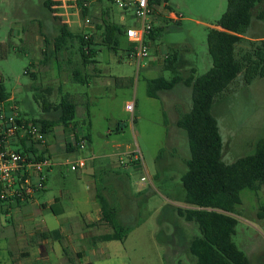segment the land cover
<instances>
[{
    "label": "rangeland",
    "instance_id": "374dc122",
    "mask_svg": "<svg viewBox=\"0 0 264 264\" xmlns=\"http://www.w3.org/2000/svg\"><path fill=\"white\" fill-rule=\"evenodd\" d=\"M44 1L0 0V87L9 104L15 105L27 121L51 118L42 111L41 99L56 104L58 87L60 92L73 95L76 105L72 123L78 135L87 140L82 148L65 152L63 158L92 159L83 168L70 171L56 153L49 170L42 171L45 186L32 194L34 203L19 201L18 209L0 213V261L9 264V253L11 264H26L21 256L25 239L34 240L35 230L66 226L73 217L81 225L79 216L96 204L93 199L99 194L116 207V220L126 231L122 241L98 242L91 255L85 250L79 264H193L186 243L198 231L195 224L182 221L172 210L182 205L179 176L188 157L184 133L175 127L174 120L190 107L189 88L175 85L152 98L145 94V80L169 77L159 65L171 52L180 62L181 76L185 77L190 68L194 76L204 73L210 67L206 31L225 10V0H167L168 8L155 7L151 24L162 28L156 40L148 43V56L140 67L127 57L128 43L123 37H119L115 52L102 45L93 46L94 64L80 65L76 43L63 52L49 54L44 62L42 50L51 53V40L62 22L69 31L92 33L94 42L99 41L102 21L123 26L136 23L131 9L121 10L110 0H82L84 16L77 0H49L50 11ZM243 37H264V0L251 9ZM73 70L85 75L86 83L71 82ZM234 87L209 107L220 137L223 163L252 154L256 143L264 139V77ZM128 101L132 102L131 112L124 110ZM58 133L70 134L69 126L52 127V133L45 137L48 149L49 145H61ZM53 197L64 209V216L57 217L48 208L34 213L38 203ZM238 199L230 240L249 264H264V186L242 189ZM174 226L179 228L177 235ZM31 231L34 234H24ZM100 232L109 233L111 229L103 227ZM21 237L24 241L19 243ZM84 243L76 244L86 249Z\"/></svg>",
    "mask_w": 264,
    "mask_h": 264
},
{
    "label": "trees",
    "instance_id": "16d2710c",
    "mask_svg": "<svg viewBox=\"0 0 264 264\" xmlns=\"http://www.w3.org/2000/svg\"><path fill=\"white\" fill-rule=\"evenodd\" d=\"M260 1L225 0V10L214 26L206 31L205 44L210 67L204 73L194 76V71L190 68L185 77L181 76L178 71L180 62L177 61L176 54L171 52L163 57L159 65V69L167 71L169 77L165 79L155 76L145 80V94L152 98L156 97L157 92L169 91L175 85L189 88L190 107L187 111L178 113L174 120L175 127L184 133L188 157L183 161L185 170L179 176L182 189L179 199L182 205L172 210L182 221L195 224L198 231V235L186 243V252L191 256L193 264H249L248 259L230 240L235 225L232 214L235 205L239 203L240 190H257L264 186V139L256 143L252 154L239 157L231 163H223L220 160V137L209 107L215 98L229 92L233 86L248 84L254 78L264 77V37H243L251 20V9ZM75 2L80 8V14L84 16L82 0ZM147 2L152 7H167V0ZM43 5L48 11L51 10L49 0H45ZM161 28V25L151 27L145 38L146 45L156 40ZM123 31V25L102 21L99 41L94 42L92 33L69 31L62 22L51 40V53L42 50V60L45 62L49 54L63 52L76 43L80 65L94 64L93 46L102 45L115 52ZM45 43L49 44L46 39ZM25 73L33 77L31 72L26 70ZM70 74L71 82L86 83L85 75L75 70ZM237 76L238 80L234 81ZM57 90L59 96L56 104L52 105L41 99L42 111L49 113L51 118H31L29 122L38 124L45 137L52 133L55 125L63 128L69 126L72 139L65 143L64 149L66 152L74 151L77 149L76 125L72 123L75 97L70 93L60 92L59 87ZM48 91L46 88L45 92ZM5 98L7 97L0 87V100ZM83 138L87 140L85 136ZM16 149L20 153L33 154L37 151L31 143L24 140L19 141ZM44 149L41 147V152ZM95 198L99 207V221L109 227L111 232L92 236L88 238V243L94 245L101 241H122L126 228L116 220L115 209L101 195L96 194ZM174 227L177 235L179 228ZM55 234V230L40 232L38 237L54 239Z\"/></svg>",
    "mask_w": 264,
    "mask_h": 264
},
{
    "label": "built area",
    "instance_id": "2783aa9c",
    "mask_svg": "<svg viewBox=\"0 0 264 264\" xmlns=\"http://www.w3.org/2000/svg\"><path fill=\"white\" fill-rule=\"evenodd\" d=\"M121 10H132L136 23L124 26L123 37L128 43L126 55L136 67L142 66L148 56L146 36L152 24L151 17L154 8L147 0H110ZM84 6V3L81 4ZM172 17V14H170ZM87 22V18L84 19ZM124 110L132 111V102L124 104ZM24 140L36 148L35 153H20L17 151L19 141ZM77 148H82L85 139L77 136ZM45 149L41 152L40 148ZM41 153V154H40ZM40 154V155H39ZM92 157L66 160L68 170L76 171L85 166ZM51 159L45 145V134L38 124L30 123L20 117L15 105L9 104V99L0 100V205L5 201H28L32 194L43 189L44 176L42 171L50 168ZM143 181L144 178L140 177Z\"/></svg>",
    "mask_w": 264,
    "mask_h": 264
},
{
    "label": "crops",
    "instance_id": "0c3cea01",
    "mask_svg": "<svg viewBox=\"0 0 264 264\" xmlns=\"http://www.w3.org/2000/svg\"><path fill=\"white\" fill-rule=\"evenodd\" d=\"M119 19H121V16H119ZM28 32L26 31V38H27V44H28ZM253 38V37H251ZM38 38H35L34 44L38 48L39 47V41L37 42ZM27 72H29L27 70ZM60 126V125H58ZM76 134L78 136L79 130L78 128H75ZM56 136V135H55ZM60 140H61V145L59 147H53L52 145H49V149L47 147V152L49 154V157L51 159L52 164L54 161L57 159L56 153L61 155L59 159L62 160V164L66 159L63 158V154L66 152L64 149V145L67 142H71V134L64 135V134H59L57 135ZM55 148V149H54ZM50 151L53 152V154H50ZM73 152V151H68V153ZM74 160V159H70ZM49 170V169H46ZM45 186V176H44V182H43V189ZM40 189V190H43ZM65 195H68L67 192L64 193ZM113 195V194H112ZM103 197V196H102ZM93 199V197H91ZM104 198V197H103ZM105 199V198H104ZM96 204L91 205L86 212V214L81 217L79 216L80 221L82 224H78L76 218L73 217V219L69 222L66 223V226L59 225L58 228H53V229H41V230H35V234L33 231L24 233L26 236L28 233L34 234L35 239L34 240H27L21 237L20 239H17V241L23 240L24 245H22V261L25 262L26 264H79V260L84 257V251L86 250L88 254H92L93 251L96 250V245L98 244L95 243L94 245H90L88 243V238L92 236H96L101 233V229L103 227H107L103 225L99 221V207L98 203L96 201V198L94 196V199ZM106 200V199H105ZM113 200V197H112ZM33 197L31 196V199L28 201H24L26 203H34L33 202ZM107 201V200H106ZM113 202H117L113 200ZM111 207L115 209L117 212V209L114 205L110 204L107 202ZM12 201L4 202L0 205V213H9L11 208L18 209L19 208V201L18 202H13L14 205H11ZM38 207L34 209V213L40 214V210L43 208H48L49 211L57 216V217H62L64 216V209L62 208L61 205L58 203V199L56 197H53L52 199L45 200L43 203H38ZM163 208V207H162ZM165 208V207H164ZM55 230L57 231V234L54 235V239H49V238H42L38 237V233L40 232H49ZM28 234V235H30ZM23 236V235H22ZM79 241L85 242V247L86 249H83L79 247L77 244ZM77 243V244H76ZM100 243V242H99ZM9 253H7V257L9 259V264H11L12 260L9 258ZM2 260V259H1ZM0 264H6V261H0ZM14 264V263H13Z\"/></svg>",
    "mask_w": 264,
    "mask_h": 264
}]
</instances>
